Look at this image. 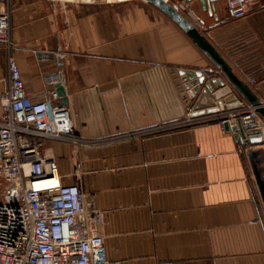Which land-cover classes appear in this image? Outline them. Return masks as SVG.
I'll use <instances>...</instances> for the list:
<instances>
[{
  "label": "crops",
  "instance_id": "0c3cea01",
  "mask_svg": "<svg viewBox=\"0 0 264 264\" xmlns=\"http://www.w3.org/2000/svg\"><path fill=\"white\" fill-rule=\"evenodd\" d=\"M212 5L217 17L199 0L185 12L264 100V7L234 20L227 0ZM6 6L11 46L0 43V92L10 54L33 99L46 77L61 74L76 141L45 139L43 153L102 212L109 259L264 264V204L249 154H263L264 143L244 144L213 116L183 121L192 100L182 99L171 68H213L187 34L146 0ZM58 51L61 64L42 57Z\"/></svg>",
  "mask_w": 264,
  "mask_h": 264
},
{
  "label": "built area",
  "instance_id": "2783aa9c",
  "mask_svg": "<svg viewBox=\"0 0 264 264\" xmlns=\"http://www.w3.org/2000/svg\"><path fill=\"white\" fill-rule=\"evenodd\" d=\"M187 11L188 0H168ZM0 5V43L11 46L10 10ZM263 0H227L230 19H243ZM61 64L66 54H43ZM61 74L46 77L40 98L27 95L21 69L10 54L8 83L0 92V264H120L109 259L102 233L103 214L75 184H65L58 163L43 153L45 139L76 141L74 122L55 84ZM264 105V100H263ZM192 107L183 115L192 117ZM222 125L243 121L245 129L262 128L252 106L213 116ZM249 120V121H248Z\"/></svg>",
  "mask_w": 264,
  "mask_h": 264
},
{
  "label": "water",
  "instance_id": "95a60500",
  "mask_svg": "<svg viewBox=\"0 0 264 264\" xmlns=\"http://www.w3.org/2000/svg\"><path fill=\"white\" fill-rule=\"evenodd\" d=\"M146 1L161 10L175 22L213 65V68L209 69L171 68L182 99L185 100L187 105L192 103L191 107L193 110L191 116H214L219 113L242 109L248 104L254 107L264 120L263 100L257 96L248 83L237 76L231 64L199 27L183 11L176 8L168 0ZM199 1L204 10L217 17L212 3L221 0ZM216 70L219 71L220 75H216ZM55 89L61 97V102L64 105H68L67 91L62 83L57 82ZM188 99L192 100L191 103H189ZM223 126L226 130L237 132L242 142L246 145L264 143V127L245 129L241 120H238L234 126H230L228 122H225ZM249 154L264 204V178L262 174L264 167L259 166V163L264 159V151L260 156V151H251Z\"/></svg>",
  "mask_w": 264,
  "mask_h": 264
}]
</instances>
